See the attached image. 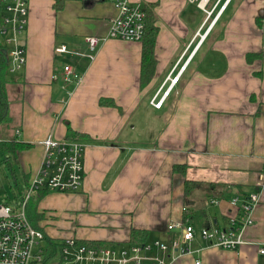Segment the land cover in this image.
Masks as SVG:
<instances>
[{
	"label": "crops",
	"instance_id": "1",
	"mask_svg": "<svg viewBox=\"0 0 264 264\" xmlns=\"http://www.w3.org/2000/svg\"><path fill=\"white\" fill-rule=\"evenodd\" d=\"M57 1L27 0L26 63L6 83L14 132L0 135L27 146L14 153L29 167L25 187L48 134L84 145L79 189L47 191L38 203L63 231L44 234L123 246L137 242L132 228L168 241L179 236L171 222H190V252L170 264H264V0H220L211 26L190 0H127L149 8L157 26L143 85L141 41L106 37L91 51L86 40L106 36L114 0ZM60 45L68 52H56ZM64 64L77 80L64 81ZM185 180L196 185L185 191ZM253 192L244 243L224 249L199 236L203 227L226 228L240 207L232 199Z\"/></svg>",
	"mask_w": 264,
	"mask_h": 264
},
{
	"label": "built area",
	"instance_id": "2",
	"mask_svg": "<svg viewBox=\"0 0 264 264\" xmlns=\"http://www.w3.org/2000/svg\"><path fill=\"white\" fill-rule=\"evenodd\" d=\"M190 1L204 12L205 20L212 16L208 24L211 26L228 0L216 12L214 10L220 0ZM113 4L116 14L106 36L86 37L91 51L106 37L140 41L143 36L144 9L127 0H114ZM27 22V0H0V60L6 63L8 72H17L26 63V53L19 40L26 32ZM55 51L68 52L64 45L55 47ZM62 71L65 82L79 78L69 64H64ZM177 78V75L171 77L170 83ZM154 98L151 103L156 107L160 106L163 97L158 101H154ZM39 143L43 147L40 166L30 177L25 193L14 206L5 201L0 202V264H170L176 256L190 252L189 245L196 233L190 222H171L169 229L178 230L179 236L168 241L154 239L115 248L113 245H91L80 242L75 237H66L61 241L52 239L54 244L46 241L47 245L44 246V233L31 224L25 205L29 197L40 188L67 192L79 189L83 178L84 145L74 138L54 139L51 134ZM261 169L264 171V163ZM237 201L240 207L229 219L226 228L211 226L198 230L199 236L210 246L235 249L244 243L243 232L253 223L252 211L258 202V193H250L241 200L236 196L232 199V204ZM259 252L264 254V245L259 248ZM53 257L56 259L51 262ZM194 264H200L199 260H195Z\"/></svg>",
	"mask_w": 264,
	"mask_h": 264
},
{
	"label": "trees",
	"instance_id": "3",
	"mask_svg": "<svg viewBox=\"0 0 264 264\" xmlns=\"http://www.w3.org/2000/svg\"><path fill=\"white\" fill-rule=\"evenodd\" d=\"M57 2H61L58 0ZM145 18H144V32L143 36L141 38L142 42V54H141V73H140V84L143 85L146 83L151 75L153 70V64H154V56H153V47L154 42L157 34V26L155 25V16L153 12L145 7ZM7 65L5 62L0 60V123L3 121H7L8 119V113H9V107L7 103L6 98V83H7ZM109 102L106 98L100 99V104L105 105V103ZM68 134L72 135V131L68 127ZM26 146L25 143L13 140V139H6L1 140L0 139V156H5L6 154L12 153L14 154L17 150L24 149ZM178 166H176L177 168ZM179 168V167H178ZM196 184L195 182H191L189 180L184 181V189L185 191H189L192 187H194ZM54 189L49 188H40L37 189L36 195L35 193L32 194L26 205H25V212L29 220H31L34 224L33 226L41 229L39 226H37V222L41 218V213L39 214L36 212L37 210V200L39 197H41L43 194H45L47 191H52ZM45 236V240L49 241L50 243L54 244L52 241V238ZM148 237V231L144 229H138V228H132L130 230V239L141 242L146 241ZM80 242L91 244V245H104V243L99 241H91V242H85L80 239H78ZM57 243V242H55Z\"/></svg>",
	"mask_w": 264,
	"mask_h": 264
},
{
	"label": "rangeland",
	"instance_id": "4",
	"mask_svg": "<svg viewBox=\"0 0 264 264\" xmlns=\"http://www.w3.org/2000/svg\"><path fill=\"white\" fill-rule=\"evenodd\" d=\"M197 14L201 18L204 13L199 10V13H197ZM211 17L209 18V20H211ZM17 74L18 73H16V71H15V72H10L9 74H7V76L14 77V76H17ZM14 121L15 120L13 119V120L1 122L0 123V135H4L6 137L11 136L12 133L14 132V128H13L14 127L13 126ZM15 155L16 154L9 153V154H6L5 156H3V155L0 156V202L5 201L7 204H10L13 206L19 202L22 194H24L26 191L25 185H24L25 178L23 177V173L27 174L28 169H29V167L27 165H25V163H23L22 161L18 160V156L17 155L15 156ZM53 191L58 192V193L67 192V191L52 190L50 193H53ZM35 195H36V192H35ZM41 197H39V199L37 200L36 212H38L39 214L41 213V218L37 222V226H39L42 229L45 227V229H43V230L45 232L49 233L50 236H53V235H51L53 233L49 231L52 229L58 230L61 233H63V231L57 229V227H59V226H58V224H56V220H54V217L51 219L52 224L48 225L47 222H49V220H47V217H46L47 214H45V212L42 209L38 208V203L41 200ZM29 221L31 222L32 225L34 224L31 220H29ZM41 223H42V225H41ZM46 227H48V228H46ZM42 229H40V230H42ZM49 235H48V237H50ZM64 236H66V235L58 234L55 237H64ZM69 237H72V236H69ZM83 241L87 242L88 240H83ZM44 242L45 243H43V245L46 246L47 245L46 240ZM88 242H91V241H88ZM141 242H145V241H141ZM119 243H122V242H119ZM119 243H111V244L115 248H118L122 245ZM119 250L120 249H117V251H119ZM55 259L56 258L53 257L50 261L51 262L55 261Z\"/></svg>",
	"mask_w": 264,
	"mask_h": 264
},
{
	"label": "water",
	"instance_id": "5",
	"mask_svg": "<svg viewBox=\"0 0 264 264\" xmlns=\"http://www.w3.org/2000/svg\"><path fill=\"white\" fill-rule=\"evenodd\" d=\"M19 43L21 44V45H24V40H19Z\"/></svg>",
	"mask_w": 264,
	"mask_h": 264
}]
</instances>
